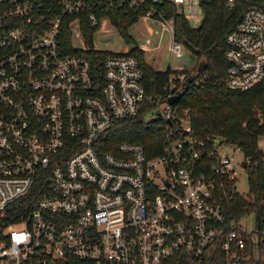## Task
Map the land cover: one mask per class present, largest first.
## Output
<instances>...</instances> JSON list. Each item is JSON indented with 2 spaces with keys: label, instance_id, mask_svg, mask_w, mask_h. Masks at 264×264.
<instances>
[{
  "label": "built area",
  "instance_id": "1",
  "mask_svg": "<svg viewBox=\"0 0 264 264\" xmlns=\"http://www.w3.org/2000/svg\"><path fill=\"white\" fill-rule=\"evenodd\" d=\"M241 1L224 54L228 86L247 89L264 78V0ZM198 7L201 0H0V218L35 183L46 185L25 217L0 228V264H164L179 253L187 264L264 259V181L258 194L249 189L250 173L264 166V137L248 154L234 144L232 153L220 152L222 143L205 156L196 152L185 145L188 117L182 133L165 123L167 98L185 74L172 76L171 92L146 109L129 48L95 45L96 34L115 28L111 14L122 12L158 23L170 52L181 56L175 14L189 18ZM141 111L164 129L160 154L148 156L129 140L101 149L115 120ZM227 187L259 203L244 215L253 216L250 231L226 227Z\"/></svg>",
  "mask_w": 264,
  "mask_h": 264
},
{
  "label": "trees",
  "instance_id": "2",
  "mask_svg": "<svg viewBox=\"0 0 264 264\" xmlns=\"http://www.w3.org/2000/svg\"><path fill=\"white\" fill-rule=\"evenodd\" d=\"M202 16L198 25L189 23L184 12L175 14L174 39L179 41L198 60L207 57V65L202 72L193 69L155 68L145 58L144 49L128 32L136 16L122 12L111 14L115 28L129 43L128 54L136 57L142 70V83L146 99L144 107L153 108L155 100H162L170 90L172 76L185 74V81L176 83L174 91L180 88V96L172 105V118L165 123L182 133L180 123L189 118L190 129L183 135L190 137L185 145L199 153L217 151L216 141L240 146L244 153L255 151L259 137H264V78L247 89L231 88L227 84V66L225 58L226 34L235 28L244 2L236 0L230 5L227 0H201ZM171 7L169 6V10ZM88 46L92 45V29L82 27ZM68 38V37H66ZM64 46L70 47V40L64 39ZM173 90V89H172ZM164 129L158 120L145 121L144 113L117 119L100 138L101 149L114 151L121 140L140 142L148 156L162 152ZM208 167L210 161L203 158ZM264 166L259 165L250 173L249 189L258 194L262 188ZM46 190L43 181L37 182L30 191L15 200L6 210L7 215L0 218V228L8 222L17 221L26 216L34 207L36 198ZM226 208V227L239 225V218L250 210L258 208L259 203L249 204L247 197L231 194L230 189H222ZM257 210V209H256ZM188 259L181 253L168 259L164 264H187ZM245 264H264V259L251 256Z\"/></svg>",
  "mask_w": 264,
  "mask_h": 264
},
{
  "label": "rangeland",
  "instance_id": "3",
  "mask_svg": "<svg viewBox=\"0 0 264 264\" xmlns=\"http://www.w3.org/2000/svg\"><path fill=\"white\" fill-rule=\"evenodd\" d=\"M196 1V0H195ZM202 16V10L198 7L194 16H189V23L193 26L198 25ZM128 32L136 40V42L144 49L146 60L155 68L166 69L168 66L172 69H193L196 70L198 60L186 48H182V55L175 56L168 48L169 36L163 32L158 23L153 22L149 18L140 17L129 26ZM95 45L100 48L110 49L114 51L127 50L129 43L124 41L117 29L109 28L106 32H100L95 35ZM163 104H160L162 107ZM151 114L146 115L150 118ZM184 124H188L186 121ZM234 146L230 143H222L219 145V151L224 153H232ZM238 187L240 191L247 192L246 173L240 169L238 176ZM244 221L246 223H244ZM239 224L247 231L253 228V216L247 215L239 219Z\"/></svg>",
  "mask_w": 264,
  "mask_h": 264
},
{
  "label": "water",
  "instance_id": "4",
  "mask_svg": "<svg viewBox=\"0 0 264 264\" xmlns=\"http://www.w3.org/2000/svg\"><path fill=\"white\" fill-rule=\"evenodd\" d=\"M207 65V57L206 56H202L198 59V63H197V72H202L204 71L205 67ZM181 92L178 91L177 93H174L172 95H170L167 100L169 103H173L176 99L179 98ZM216 145H219L220 144V141H216L215 143Z\"/></svg>",
  "mask_w": 264,
  "mask_h": 264
}]
</instances>
